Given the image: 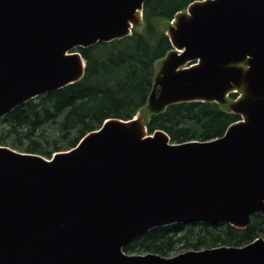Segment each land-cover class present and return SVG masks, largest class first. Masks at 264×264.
<instances>
[{
    "label": "water",
    "instance_id": "95a60500",
    "mask_svg": "<svg viewBox=\"0 0 264 264\" xmlns=\"http://www.w3.org/2000/svg\"><path fill=\"white\" fill-rule=\"evenodd\" d=\"M146 1L0 0V119L80 81L74 50L131 35ZM166 35L149 111L214 102L240 119L210 141L172 143L137 114L50 158L0 146V264H264L263 238L171 257L123 252L154 228L244 229L264 213V0L193 1Z\"/></svg>",
    "mask_w": 264,
    "mask_h": 264
},
{
    "label": "trees",
    "instance_id": "16d2710c",
    "mask_svg": "<svg viewBox=\"0 0 264 264\" xmlns=\"http://www.w3.org/2000/svg\"><path fill=\"white\" fill-rule=\"evenodd\" d=\"M196 0H147L142 23L131 35L109 43L77 48L85 61L83 78L15 108L0 119V146L50 158L69 150L107 119L131 120L144 116L148 134L161 130L172 143L210 141L238 121L226 104L190 102L152 113L147 100L157 75L156 64L171 50L166 35L178 12ZM235 98L231 95L229 101ZM13 137V140L11 138ZM264 239V213L250 217L244 229L226 223L173 224L154 228L124 246L128 255L162 257L186 251L242 247Z\"/></svg>",
    "mask_w": 264,
    "mask_h": 264
},
{
    "label": "rangeland",
    "instance_id": "374dc122",
    "mask_svg": "<svg viewBox=\"0 0 264 264\" xmlns=\"http://www.w3.org/2000/svg\"><path fill=\"white\" fill-rule=\"evenodd\" d=\"M160 66H161V61L156 64L155 70L158 71L160 69ZM11 140H13V137L11 138Z\"/></svg>",
    "mask_w": 264,
    "mask_h": 264
}]
</instances>
